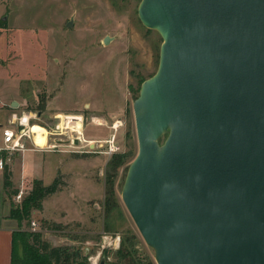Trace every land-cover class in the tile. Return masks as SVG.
<instances>
[{"label":"water","instance_id":"obj_1","mask_svg":"<svg viewBox=\"0 0 264 264\" xmlns=\"http://www.w3.org/2000/svg\"><path fill=\"white\" fill-rule=\"evenodd\" d=\"M137 16L162 42L132 104L130 217L156 264H264V0H140Z\"/></svg>","mask_w":264,"mask_h":264},{"label":"rangeland","instance_id":"obj_2","mask_svg":"<svg viewBox=\"0 0 264 264\" xmlns=\"http://www.w3.org/2000/svg\"><path fill=\"white\" fill-rule=\"evenodd\" d=\"M139 1L0 0V80L13 79L3 89L21 102L16 115L24 111L30 128L46 130L41 148L30 144L28 132L25 147L33 152L24 157L26 170L22 151L2 152L16 175L6 201L22 214L34 180L54 185L15 227L38 234L28 243L39 251L65 248L73 264H98L103 256L108 264H156L121 199L138 151L132 104L157 69L162 42L138 19ZM71 128L80 133L76 147L69 144ZM89 142L103 146L84 152ZM117 155L124 160L113 168ZM122 244L129 253L120 258Z\"/></svg>","mask_w":264,"mask_h":264},{"label":"trees","instance_id":"obj_3","mask_svg":"<svg viewBox=\"0 0 264 264\" xmlns=\"http://www.w3.org/2000/svg\"><path fill=\"white\" fill-rule=\"evenodd\" d=\"M115 158V157H114ZM124 160L123 155H117L116 158L112 161V167L116 168L120 164H122ZM2 184L5 190L11 186L10 184V171L6 167L3 166L2 171ZM54 185H42L39 180H34L32 184V188L27 197H25L21 202V213L17 209L10 208L9 215L11 218H14L17 222L21 220L23 216L27 217L29 213V209L39 208L40 207V199L47 193L53 191ZM28 237H31L32 240L38 239V234L36 233H27L25 231H20L15 234V245L13 247V254L11 257L12 264H73L69 260L70 255L67 253L65 248L62 247H50L47 250L39 251L37 250L33 244L28 243ZM16 239L18 245V249L21 250V254L18 256L16 252ZM118 255L120 258L126 257L129 253V250L123 248V244L118 249ZM75 257H79L78 252H74ZM78 264H84L79 262Z\"/></svg>","mask_w":264,"mask_h":264},{"label":"crops","instance_id":"obj_4","mask_svg":"<svg viewBox=\"0 0 264 264\" xmlns=\"http://www.w3.org/2000/svg\"><path fill=\"white\" fill-rule=\"evenodd\" d=\"M3 84H6L11 89L13 85V79L11 77H8V79L4 81L0 80V133H1V128L8 125V120L11 114L12 113L16 114L14 111L19 109V107L22 105L21 102L17 100L15 97H10V94L13 93V91L12 90H10V92L5 91L3 89ZM12 101H15L17 103L15 107L10 106V103ZM21 114L26 115L27 120L29 121L30 119L29 114L24 113V111H21ZM52 117L55 116L52 115ZM14 126H15L14 124L11 125L13 129L15 128ZM26 138L28 137L22 138L24 147H25V142H27ZM30 144L35 146L32 142V138L30 140ZM19 151H22L21 167H22V171H24L29 167L28 163H25L24 157L27 153L32 154L33 150L25 147V149ZM0 157L2 158V152H0ZM4 165H6V167L10 171V184H12L13 183L12 179L16 178L15 172H13V168H10L9 165L6 164V162H4ZM2 171L3 168L0 169V264H12L11 257L13 254V247L15 245V234H17V232H20L21 230L15 227L17 223H15L14 222L15 219L11 218V216L9 215L10 206H8L7 204L6 201L7 198L5 192L6 190L2 184L3 181ZM16 243H17V239H16ZM20 254H21V250L19 249L17 255L19 256Z\"/></svg>","mask_w":264,"mask_h":264},{"label":"built area","instance_id":"obj_5","mask_svg":"<svg viewBox=\"0 0 264 264\" xmlns=\"http://www.w3.org/2000/svg\"><path fill=\"white\" fill-rule=\"evenodd\" d=\"M80 121V117L78 118ZM15 125L16 128H12L11 125ZM28 120H27V116L24 114H19L16 115L14 113L11 114L9 120H8V125L4 126L1 128V133H0V152H4L6 154H11L12 152L15 151H19V150H23L25 149L24 144L22 142V138L23 137H27L28 136ZM55 128H57V125L55 126ZM71 131L75 132L74 136L70 135L69 141H71V139H76V143H69L71 144V146L76 147L79 140H80V133L78 130H76L75 128H71ZM89 144L92 145L91 148H88V150H84V151H91V152H98V150H96V148L94 147L96 144H98V142L92 144L91 142H89L87 145L89 146ZM74 152H78L80 150H73ZM113 148L110 146L109 151H104L105 153L107 152L109 155L112 153ZM82 152V151H80ZM5 160L3 158L0 157V169L3 168ZM20 197V192H18L15 196V198H19Z\"/></svg>","mask_w":264,"mask_h":264},{"label":"bare ground","instance_id":"obj_6","mask_svg":"<svg viewBox=\"0 0 264 264\" xmlns=\"http://www.w3.org/2000/svg\"><path fill=\"white\" fill-rule=\"evenodd\" d=\"M61 123H63V119H61ZM78 123H79V121H78ZM79 126H77L76 128L79 129ZM28 132L30 133L31 138H32V142L36 147L41 148V147L45 146V144H46V131L43 128H41L39 126H33L30 128L28 125Z\"/></svg>","mask_w":264,"mask_h":264},{"label":"flooded vegetation","instance_id":"obj_7","mask_svg":"<svg viewBox=\"0 0 264 264\" xmlns=\"http://www.w3.org/2000/svg\"><path fill=\"white\" fill-rule=\"evenodd\" d=\"M99 144V143H98ZM103 146V143H100V146L99 147H96V146H94L95 148H100V147H102ZM87 147L89 148V146L87 145ZM84 152H87V153H93V152H91V151H84Z\"/></svg>","mask_w":264,"mask_h":264}]
</instances>
